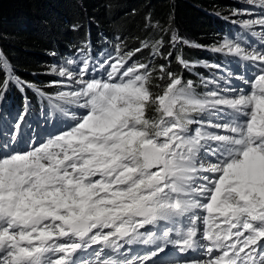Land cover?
Masks as SVG:
<instances>
[{"label": "snow or ice", "instance_id": "snow-or-ice-1", "mask_svg": "<svg viewBox=\"0 0 264 264\" xmlns=\"http://www.w3.org/2000/svg\"><path fill=\"white\" fill-rule=\"evenodd\" d=\"M249 2L264 9V0ZM257 25L264 40V11L243 22ZM163 46L156 41L154 55ZM115 51L91 68L84 59L75 71L50 69L78 85L52 105L68 127L25 141V107L0 133V264H264V44L214 48L252 67L202 81L216 87L201 96L165 64L166 85L154 94L153 69ZM97 68L101 78L90 75ZM9 82H0V99ZM134 244L152 247L127 255ZM173 250L203 255L177 260Z\"/></svg>", "mask_w": 264, "mask_h": 264}, {"label": "trees", "instance_id": "trees-1", "mask_svg": "<svg viewBox=\"0 0 264 264\" xmlns=\"http://www.w3.org/2000/svg\"><path fill=\"white\" fill-rule=\"evenodd\" d=\"M230 4V0H0V82L13 73L38 108L37 95L27 87L47 96L63 90L39 74L53 60L70 69V57L89 48L101 50L105 45L119 44L123 53L133 52L138 63L152 66L148 86L154 94L162 92L167 82L166 77L159 79L161 64L201 90L198 83L212 68L191 63L204 57L205 62L215 65L222 56L190 50L171 38L178 34L201 48L218 47L233 19H222L218 14ZM161 39L163 56L154 55L153 45ZM178 57L190 67L184 68ZM14 100L24 107L25 98L17 89ZM148 115L154 116V109H149Z\"/></svg>", "mask_w": 264, "mask_h": 264}, {"label": "rangeland", "instance_id": "rangeland-1", "mask_svg": "<svg viewBox=\"0 0 264 264\" xmlns=\"http://www.w3.org/2000/svg\"><path fill=\"white\" fill-rule=\"evenodd\" d=\"M231 4L229 6V8L225 11V12H220V14H218V16L222 19H225L227 17H231L233 18L231 21L235 22V23H240L241 26H243V22L246 20H255V19H260L261 18V13L262 11H264V9H262V7L259 4H252L249 2V0H230ZM254 31H258L259 33L257 34L256 37V42L251 43L249 42V45L252 48H257L260 49L262 44H264V40H262L260 33L262 31L261 27L259 25L255 26L252 28ZM175 37L177 38L176 40H178V43L182 46V47H187L190 50H194L196 52H203L205 54H213L216 51H213V48H201L200 46H198L197 44L193 43L191 40L187 39V38H183L178 36V34H175ZM179 39H182L181 42L179 41ZM252 39V38H250ZM225 40H236L238 42H241V46L242 47H247L249 45H242L243 40H242V36L240 34L237 35V38L235 37H229L227 39L223 38V42ZM249 40V39H248ZM128 53V52H127ZM51 57H53L54 55H50ZM55 57V56H54ZM103 61V60H102ZM232 64H233V68H230V64H226V65H221V71L219 72H214V70H216V68L211 67V65L214 64H209L208 61L205 62L204 57H201L195 61H193L191 64L194 65H198L201 66L203 69H208L209 67L212 68L211 71H208V77L203 79L202 81L205 80H210L212 79V75L211 74H216L217 76H223L225 75L227 70H231L233 72L234 75H238L240 73H245L246 76L247 74H249L250 70H251V64L250 62H246V61H240L239 58L237 57H232ZM82 66V63L80 64V67ZM52 67H56L57 69H59L60 67H64V65L60 62H57V60H53L51 62V65H49L47 67V69H45L44 71H42L41 74L42 76H47L50 78L51 82H58V83H54L57 84L58 86L62 87V92H68V91H72L74 88H77L78 85H74L72 84V82L70 80H67L64 77H60L58 75L55 74H51L50 73V69ZM149 68L151 69L152 66H149ZM99 68L96 69V71H91V76L95 77V78H101L100 77V72L102 71H98ZM9 76V81H11V83H14L15 86L17 88H21V80H19L18 78H15V76L13 75V73L10 72V75L8 73ZM39 75H37L38 77ZM89 78L87 76H85V79ZM202 81H199V85L202 87L201 90H194L195 94L198 96L203 95L205 92H207L209 89H214L216 86L211 87L210 84L207 85V87H205V85L202 83ZM194 84V83H193ZM238 84H240L239 86H243L241 85V82L238 81ZM195 85V84H194ZM221 87H224L223 82H221ZM30 88V87H29ZM195 88V86H194ZM34 90L38 91L37 89L33 88ZM245 90L247 91V88H245ZM43 96V95H42ZM50 101V104L52 105L55 101L53 96H46ZM6 107V102L3 100L2 103L0 104V133H2L4 136H7L8 133L11 131L12 128V124L15 120V118L17 116H19V114L15 113L14 111L10 112V110L6 111L5 107ZM64 107L68 108L69 111L71 112H75L77 116L83 114L84 111H78L75 108H70L68 105H63ZM83 110V109H81ZM51 113L49 111H47L46 113V109L41 111L40 116L36 117L35 112L29 110L28 114L25 116V120L21 125V129H20V136L23 138V140H27L29 137H34L33 140V144H39L40 142H42L43 140H46L48 135L50 133H55L60 131L61 129H64L66 127H68L71 122H66L65 118L60 117L59 119H56L54 117H48V115H50ZM193 116L197 119H202L203 116L201 114H196L194 113ZM67 119V118H66ZM47 120V123H45V121ZM51 125V126H50ZM198 127V125L193 124L189 126L190 129V134L194 132V130ZM24 145L22 144L21 147H23ZM155 230V229H153ZM140 245V244H137ZM149 247H152L151 245H148ZM126 248L129 249V251L126 252L127 255H136V250L142 251L145 253L144 250L141 249V247L138 246H126ZM148 251V250H147ZM146 251V252H147ZM172 255L175 257V259H178L177 256L181 255L179 252H176L175 250H173ZM203 254L201 252H199L195 257H200Z\"/></svg>", "mask_w": 264, "mask_h": 264}]
</instances>
